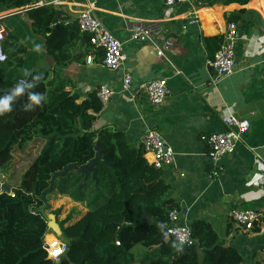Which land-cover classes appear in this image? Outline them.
Masks as SVG:
<instances>
[{
    "label": "crops",
    "instance_id": "obj_1",
    "mask_svg": "<svg viewBox=\"0 0 264 264\" xmlns=\"http://www.w3.org/2000/svg\"><path fill=\"white\" fill-rule=\"evenodd\" d=\"M49 7L66 27L78 25L87 0H53ZM94 14L123 44L127 60L117 71L103 66V53L86 38L70 51V61L58 65L36 33L26 11H7L0 6V19L7 29L4 45L10 53L9 37L26 49L22 74L47 71L51 80L70 85L78 103L101 87L114 95L98 114L95 130L110 129L125 134L136 148L148 130L162 135L166 148L174 152V164L152 179V194L170 190L166 199L177 202L180 226L210 224L222 248L233 249L242 264H264V0H189L168 7L162 0H92ZM196 21V23H192ZM236 22L240 40L235 70L219 80L210 65L221 49L227 25ZM145 28L147 42L132 40V31ZM171 40L174 47L165 58L156 48ZM36 44L41 51H34ZM91 44V45H90ZM83 56V57H79ZM131 75L130 91H123L125 75ZM166 79L170 94L159 107L147 98L146 86ZM233 115L249 119L251 128L233 155L222 161L220 178L210 181L214 170L204 135L225 130L224 119ZM62 205L87 209L58 196ZM255 211L261 222L253 230L239 227L234 211ZM192 230V229H191Z\"/></svg>",
    "mask_w": 264,
    "mask_h": 264
},
{
    "label": "trees",
    "instance_id": "obj_2",
    "mask_svg": "<svg viewBox=\"0 0 264 264\" xmlns=\"http://www.w3.org/2000/svg\"><path fill=\"white\" fill-rule=\"evenodd\" d=\"M38 1L0 0V6L7 11L29 8L26 13L34 31L44 38L48 54L58 65H66L76 43L85 38L90 43V37L78 25L60 23L53 8L35 7ZM8 43L10 53L3 45L7 61L0 63V96L11 94L8 91L21 82L24 92L15 98L12 111L0 116V166L4 182L11 187L10 193L2 192L0 182V264H59L45 248L48 221L41 213L46 206L43 197L49 204L54 194L88 210L78 221L72 210L60 222L73 264H242L241 255L222 248L206 222L192 226L197 243L181 250L175 238L156 225L165 226L170 212L179 207L165 198L169 189L152 194V179L161 170L147 161L143 147H133L122 132L95 130L105 106L97 92L79 104L70 85L51 80L49 72L23 75L26 49L13 36ZM29 93L43 95L41 104L27 108ZM98 140L107 148L106 163L97 165L99 182L92 175L84 182L85 176L70 171L56 180L50 193L54 175L70 165L81 169L95 159ZM17 152H25L33 161L14 184L6 174ZM144 209L153 224H138ZM60 213L53 214L58 218ZM137 247L142 248L138 253Z\"/></svg>",
    "mask_w": 264,
    "mask_h": 264
},
{
    "label": "built area",
    "instance_id": "obj_3",
    "mask_svg": "<svg viewBox=\"0 0 264 264\" xmlns=\"http://www.w3.org/2000/svg\"><path fill=\"white\" fill-rule=\"evenodd\" d=\"M168 7L173 8L177 5L187 3L189 0H162ZM53 0H39L35 7L53 5ZM193 24L196 21L192 22ZM78 26L81 32L89 35L92 46L103 53V66L109 70L117 71L123 67L127 56L123 49V44L114 36L94 14V3L87 0L82 13L78 19ZM7 39V29L0 19V63L7 61L4 51V42ZM132 40L135 42H147L151 40L150 33L142 27H137L132 31ZM240 40L239 29L236 22L227 25V32L223 37L221 49L210 62L214 72L215 80H219L230 75L235 70L236 49ZM174 43L171 40L165 41L156 48L157 55L161 58L166 57V53L171 51ZM132 76L125 75L123 81V91L128 92L132 87ZM147 98L152 106H162L169 94L168 81L166 79H156L149 82L145 88ZM114 92L107 87H101L97 91V97L106 105L113 97ZM225 130L219 133H212L201 137L208 147V157L213 162L214 170L209 175L210 181L221 177L223 172L222 161L233 155L238 144L243 140L251 128L249 119H240L229 115L224 119ZM142 147L146 154L147 161L156 169L163 170L174 164V152L166 148L162 135L156 129L146 132L143 138ZM264 184V176L258 180V184ZM234 223L245 230H253L255 225L261 222V215L255 211H234L232 213ZM180 213L178 210L170 212L168 220L163 226L166 231L175 238L178 247L182 250L186 247H193L197 241L193 238L192 230L187 226H180ZM48 237V235L46 236ZM47 240V239H46ZM49 258L59 263V258L64 254L66 246L58 239L54 238L52 243L46 242ZM118 245H120L118 243Z\"/></svg>",
    "mask_w": 264,
    "mask_h": 264
},
{
    "label": "water",
    "instance_id": "obj_4",
    "mask_svg": "<svg viewBox=\"0 0 264 264\" xmlns=\"http://www.w3.org/2000/svg\"><path fill=\"white\" fill-rule=\"evenodd\" d=\"M23 84L24 83L21 82L17 88H21L23 86ZM14 91H15V89L8 91V92H10L12 94ZM17 97L19 98V96H17ZM95 151L97 152L95 159L92 160L87 165H85L84 167H82L81 169H79L76 165H70L64 171L59 172L56 175H54V177L51 181L50 193L54 189L56 180L65 176L70 171H74L80 175L85 176L84 182H86L88 180V178L92 175L93 179L96 180V182L98 183L99 180H98L97 165L100 163H106L105 156L107 154V148L102 143V141L98 140L96 147H95ZM0 182H2V190L4 192L8 193L11 191V187L7 183L4 182V176L2 174L1 166H0ZM43 199L46 202V206L43 209H41V213L43 214V216L48 221V233H47V235L55 237L62 244H64L66 246V250H65L64 254L59 258V264H62L64 261H68L70 264H73L70 260V257H69V255H70V249L68 247L69 243H70L69 239L66 236L65 232L63 231V227H62L61 223H59L57 216L55 214H46V211L49 209L50 205L47 204L46 195L43 197ZM146 223L153 224L154 219L150 216V214L146 211V209H144L143 220L141 222H139L138 224L143 225ZM156 225L161 229V231H166V229L163 227L162 223L156 222ZM45 248H47V245L45 246Z\"/></svg>",
    "mask_w": 264,
    "mask_h": 264
},
{
    "label": "rangeland",
    "instance_id": "obj_5",
    "mask_svg": "<svg viewBox=\"0 0 264 264\" xmlns=\"http://www.w3.org/2000/svg\"><path fill=\"white\" fill-rule=\"evenodd\" d=\"M14 161L15 162L11 163V165L7 171L6 176H7V179H9L10 181L12 180L14 184H18L20 177L23 175V172L30 166L31 162L33 161V158H31L30 156L26 157L25 152H20V153L17 152L14 154ZM2 192H4V191L2 190ZM10 192H8V193H10ZM49 199L51 201L49 202L50 206H49V209L46 211V214H53L55 211L61 210L60 216L58 217L59 223L64 221L68 217L69 213L72 210H74L72 212L74 213L73 217H74L75 221L77 218H79L82 215L81 209H79L77 207H71L70 208V204L62 205L59 202V198L56 194L50 196ZM47 204H48V202H47ZM69 224H73V220L71 222H69L67 225H69ZM46 239H47L46 242L48 241V243H51L53 241L54 237L48 236V237H46ZM141 250H142L141 247H137L135 249V252L138 253Z\"/></svg>",
    "mask_w": 264,
    "mask_h": 264
},
{
    "label": "clouds",
    "instance_id": "obj_6",
    "mask_svg": "<svg viewBox=\"0 0 264 264\" xmlns=\"http://www.w3.org/2000/svg\"><path fill=\"white\" fill-rule=\"evenodd\" d=\"M36 52H40L41 48L39 44H36L34 49ZM24 89L16 88L12 94L0 96V116L5 115L12 111V105L15 98L21 94H23ZM29 101L30 103L26 105L27 108H30L34 105H40L42 100L44 99L43 95L39 93H29Z\"/></svg>",
    "mask_w": 264,
    "mask_h": 264
},
{
    "label": "bare ground",
    "instance_id": "obj_7",
    "mask_svg": "<svg viewBox=\"0 0 264 264\" xmlns=\"http://www.w3.org/2000/svg\"><path fill=\"white\" fill-rule=\"evenodd\" d=\"M53 237V236H52ZM55 238V237H54ZM52 243V242H51Z\"/></svg>",
    "mask_w": 264,
    "mask_h": 264
}]
</instances>
